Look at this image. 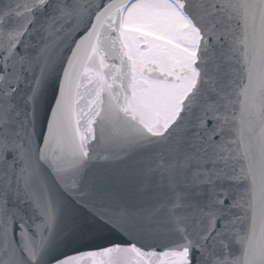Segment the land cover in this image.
Returning <instances> with one entry per match:
<instances>
[{
  "label": "snow or ice",
  "instance_id": "1",
  "mask_svg": "<svg viewBox=\"0 0 264 264\" xmlns=\"http://www.w3.org/2000/svg\"><path fill=\"white\" fill-rule=\"evenodd\" d=\"M0 264H264V0H0Z\"/></svg>",
  "mask_w": 264,
  "mask_h": 264
}]
</instances>
